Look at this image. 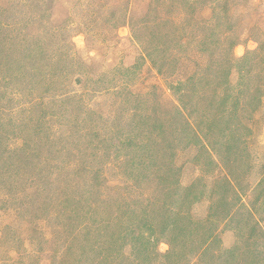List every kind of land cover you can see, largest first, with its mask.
Masks as SVG:
<instances>
[{"label": "rangeland", "instance_id": "374dc122", "mask_svg": "<svg viewBox=\"0 0 264 264\" xmlns=\"http://www.w3.org/2000/svg\"><path fill=\"white\" fill-rule=\"evenodd\" d=\"M0 264H264V0H0Z\"/></svg>", "mask_w": 264, "mask_h": 264}, {"label": "trees", "instance_id": "16d2710c", "mask_svg": "<svg viewBox=\"0 0 264 264\" xmlns=\"http://www.w3.org/2000/svg\"><path fill=\"white\" fill-rule=\"evenodd\" d=\"M214 9V8H213Z\"/></svg>", "mask_w": 264, "mask_h": 264}]
</instances>
